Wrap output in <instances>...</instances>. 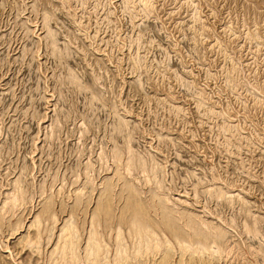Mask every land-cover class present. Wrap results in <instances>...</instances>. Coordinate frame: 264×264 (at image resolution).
Here are the masks:
<instances>
[{"label":"rangeland","instance_id":"1","mask_svg":"<svg viewBox=\"0 0 264 264\" xmlns=\"http://www.w3.org/2000/svg\"><path fill=\"white\" fill-rule=\"evenodd\" d=\"M124 122L154 165L134 183L111 158ZM126 210L226 223L213 264H264V0H0V264H55L69 223L83 255Z\"/></svg>","mask_w":264,"mask_h":264},{"label":"bare ground","instance_id":"2","mask_svg":"<svg viewBox=\"0 0 264 264\" xmlns=\"http://www.w3.org/2000/svg\"><path fill=\"white\" fill-rule=\"evenodd\" d=\"M127 127L128 124L124 122L120 127L114 129L112 134L113 139L117 137L119 138L120 136V138H124L126 142L124 148L121 149L122 156L116 158V156L112 154L111 158L115 165H118L119 163L123 164V159H126L127 162L124 166L127 173L126 178H128L127 180L130 181V183H134L136 176L133 172H142L149 176L150 171L154 173V165L146 160L145 163L143 162L144 164L140 162L141 165L139 164L138 167L137 162L140 159L136 157L130 146L131 139L128 138L126 132ZM104 157H106L105 161ZM109 157L101 155L100 160H103V163H106V161L110 160ZM88 165L85 167L86 184L87 187L90 188V192H93L96 190V186L94 187L93 184L95 179L94 174H96L97 171L95 172L93 165ZM149 181H151L150 178H146L145 183H148ZM118 183L117 179V183H113L114 185L112 184L113 187L116 188ZM139 196L141 195L139 194L135 196L134 192H132L130 193L129 198L134 197L135 200ZM158 197L161 204H167L169 202V199L166 197L160 198L159 194ZM218 197H220V195H217V198ZM129 210H126L125 213L130 212ZM155 213L157 214V210H155ZM134 214L131 211L129 215L127 214L126 222L122 223L120 219L115 220L113 218V212L110 213L107 220L105 218L106 215L100 212L98 214L100 219L92 220L91 223H89L86 240L87 243L83 255V251L81 254L78 252L81 247H79V230L75 225L69 223L61 229L60 245H62H59L60 247L58 246L56 249V256L54 257L55 264H84V262H87L88 264H148L150 261H155L157 259H160L159 261L162 260V263L164 261L165 264H169L176 247L180 251V264H213L214 260H220V258H222L223 252L227 249V246L223 244L225 228L227 226L226 223L213 224L207 223L201 219L198 223H182V226H180L181 228L175 227L176 229H168L164 226L165 224L162 225L156 221L153 223H147L145 220L139 222L138 219H135ZM138 214L141 215V213ZM214 216L216 217V215ZM102 218H104L107 223H102ZM255 225L256 224L254 223L252 225L246 224L244 226L245 233L255 231ZM185 227H188L189 230L192 228H199V230L203 232L201 234L205 236L199 238L196 237L198 233L191 234L189 233L190 231L188 232L187 230L186 234H183L182 231L186 229ZM38 234H41V232ZM49 239L50 238H48L47 242ZM39 240V237L36 236V242H39Z\"/></svg>","mask_w":264,"mask_h":264}]
</instances>
